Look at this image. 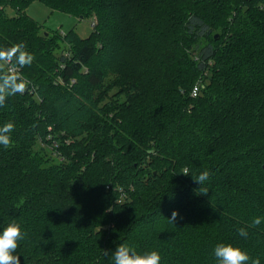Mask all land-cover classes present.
<instances>
[{
  "label": "trees",
  "instance_id": "obj_1",
  "mask_svg": "<svg viewBox=\"0 0 264 264\" xmlns=\"http://www.w3.org/2000/svg\"><path fill=\"white\" fill-rule=\"evenodd\" d=\"M33 1L0 0V49L35 57L28 90L0 107L15 126L0 145V231L28 233L20 264H113L120 243L161 264H217L231 243L264 264V221L249 227L264 218V0H39L96 17L86 38L42 33ZM118 81L126 102L101 105ZM90 126L102 139L86 149ZM43 137L65 159L42 155ZM184 168L210 173L207 194Z\"/></svg>",
  "mask_w": 264,
  "mask_h": 264
},
{
  "label": "clouds",
  "instance_id": "obj_2",
  "mask_svg": "<svg viewBox=\"0 0 264 264\" xmlns=\"http://www.w3.org/2000/svg\"><path fill=\"white\" fill-rule=\"evenodd\" d=\"M35 57L26 50L23 42L16 43L8 48L0 49V107H4L8 97L16 94H23L28 90L30 81L26 80L21 73V69L30 67ZM14 123L6 122L0 126V145L5 149L12 146L11 133L14 131ZM183 175H191L194 182L201 185L197 194H207L209 188L205 183L210 178V173L205 170L199 174L191 173L188 168L182 170ZM179 218L177 210H173L168 220L175 224ZM264 218L254 217L249 227L259 226ZM237 234L242 238H247L249 232L246 228L237 229ZM28 236L26 231L21 230L20 224L15 221L10 222L0 231V264H20V256L17 255L19 242ZM108 251L105 250V255ZM213 255L217 264H261L259 257H251L247 251L231 243H218L213 249ZM161 255L158 251L152 250L143 254H138L134 249L125 243H120L112 251L113 264H161Z\"/></svg>",
  "mask_w": 264,
  "mask_h": 264
},
{
  "label": "rangeland",
  "instance_id": "obj_3",
  "mask_svg": "<svg viewBox=\"0 0 264 264\" xmlns=\"http://www.w3.org/2000/svg\"><path fill=\"white\" fill-rule=\"evenodd\" d=\"M2 6L3 5L0 4V8ZM25 11L31 18L36 20L39 24L43 25V28H41L42 33L44 31H49L51 33L60 31L62 33V37H64L63 35H65L67 31L74 29L81 38H86L92 33L94 26L96 24V17L82 18L67 14L62 11L53 10L39 0H35L31 2L26 7ZM9 13H12V11L9 10ZM214 34L216 35V37H218L219 35V33L216 32ZM61 45L62 46L58 47L55 50V53L57 55H60L61 51L64 50L65 45L67 44L62 41ZM69 51H70L69 49L66 50V53L69 54ZM205 75L206 73L200 76L198 80L195 82L194 86L197 85L198 87H200L205 81L207 82ZM123 88L125 87L122 85V82L118 81L116 86L112 90H110L106 98L100 104L104 105L108 101H112L114 103H118V102L125 103L127 97H126V91ZM98 133L99 132L95 127H91V129L87 133L79 137V141L81 143H84L86 149L91 148L95 146L97 141L99 143V140L102 139L100 138ZM67 143H69V141ZM37 148H40V150H42V155H46L47 159H50L53 162L56 161L59 162L60 160L65 159V157L63 156L60 157V160L58 157H54V158L51 157L52 153L55 156V153H57V151L60 152L59 145L56 142L46 141V138L44 137L42 143L40 145H37ZM72 155H74V152H72Z\"/></svg>",
  "mask_w": 264,
  "mask_h": 264
},
{
  "label": "built area",
  "instance_id": "obj_4",
  "mask_svg": "<svg viewBox=\"0 0 264 264\" xmlns=\"http://www.w3.org/2000/svg\"><path fill=\"white\" fill-rule=\"evenodd\" d=\"M191 93H192V96L196 97L199 94V87L197 85L194 86Z\"/></svg>",
  "mask_w": 264,
  "mask_h": 264
},
{
  "label": "water",
  "instance_id": "obj_5",
  "mask_svg": "<svg viewBox=\"0 0 264 264\" xmlns=\"http://www.w3.org/2000/svg\"><path fill=\"white\" fill-rule=\"evenodd\" d=\"M263 168H264V166H263Z\"/></svg>",
  "mask_w": 264,
  "mask_h": 264
}]
</instances>
